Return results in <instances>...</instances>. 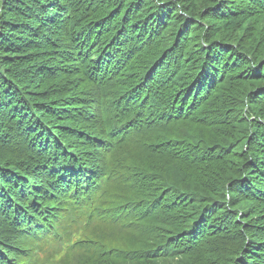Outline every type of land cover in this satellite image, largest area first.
I'll return each mask as SVG.
<instances>
[{
    "label": "trees",
    "instance_id": "obj_1",
    "mask_svg": "<svg viewBox=\"0 0 264 264\" xmlns=\"http://www.w3.org/2000/svg\"><path fill=\"white\" fill-rule=\"evenodd\" d=\"M0 264H264V0H0Z\"/></svg>",
    "mask_w": 264,
    "mask_h": 264
}]
</instances>
